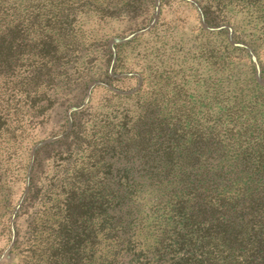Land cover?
I'll return each instance as SVG.
<instances>
[{
	"label": "rangeland",
	"instance_id": "obj_1",
	"mask_svg": "<svg viewBox=\"0 0 264 264\" xmlns=\"http://www.w3.org/2000/svg\"><path fill=\"white\" fill-rule=\"evenodd\" d=\"M239 1L103 0L104 13L76 24L77 57H42L41 25L24 9L4 10L0 32L9 29L11 48L0 52V264H32L33 238L42 249L63 233L80 236L88 252L102 212H69L67 199L94 194L102 204L106 186L123 183L113 148L139 131L146 106L195 130L227 124L221 113L238 103L264 122V0L256 9ZM48 77L67 78L40 86Z\"/></svg>",
	"mask_w": 264,
	"mask_h": 264
},
{
	"label": "trees",
	"instance_id": "obj_2",
	"mask_svg": "<svg viewBox=\"0 0 264 264\" xmlns=\"http://www.w3.org/2000/svg\"><path fill=\"white\" fill-rule=\"evenodd\" d=\"M99 1L0 0V20L5 9H24L41 25L42 57H77L83 34L76 24L90 11L104 13L109 3ZM8 30L0 32V52H10ZM66 78L48 77L39 85ZM261 96L254 91L251 112ZM244 108L238 103L221 113L227 124L219 129L212 123L201 130L161 108L141 109L139 131L113 148L120 166L114 177L123 183L107 185L102 204L94 194L67 199L69 212H102V222L93 219L86 236L88 252L80 236L55 235L42 249L37 237L32 264H264V122L260 115L245 116Z\"/></svg>",
	"mask_w": 264,
	"mask_h": 264
},
{
	"label": "water",
	"instance_id": "obj_3",
	"mask_svg": "<svg viewBox=\"0 0 264 264\" xmlns=\"http://www.w3.org/2000/svg\"><path fill=\"white\" fill-rule=\"evenodd\" d=\"M6 259L9 261L11 259V257L9 255H7Z\"/></svg>",
	"mask_w": 264,
	"mask_h": 264
}]
</instances>
